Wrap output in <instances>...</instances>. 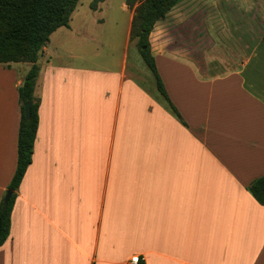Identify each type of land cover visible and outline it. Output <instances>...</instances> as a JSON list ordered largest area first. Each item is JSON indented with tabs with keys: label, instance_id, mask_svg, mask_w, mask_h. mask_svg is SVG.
I'll return each mask as SVG.
<instances>
[{
	"label": "crops",
	"instance_id": "1",
	"mask_svg": "<svg viewBox=\"0 0 264 264\" xmlns=\"http://www.w3.org/2000/svg\"><path fill=\"white\" fill-rule=\"evenodd\" d=\"M129 12L120 52H92L84 22L44 47L32 163L0 264H264V206L248 191L264 177V40L201 54L152 33L166 99L139 50L129 62ZM31 67H0V204Z\"/></svg>",
	"mask_w": 264,
	"mask_h": 264
},
{
	"label": "trees",
	"instance_id": "2",
	"mask_svg": "<svg viewBox=\"0 0 264 264\" xmlns=\"http://www.w3.org/2000/svg\"><path fill=\"white\" fill-rule=\"evenodd\" d=\"M81 0H0V23L5 29L0 31V64L29 63L32 67L19 89L21 104V123L18 138V161L14 177L0 204V247L8 240L11 216L17 191L32 163L34 145L39 127V100L36 86L40 68L38 61L51 36L61 28H70L73 14ZM181 0H126L128 8L133 9L131 40L137 42L139 53L154 74L160 93L167 99L163 82L158 74L152 54L150 36L156 23ZM106 2L94 0L93 5ZM94 6V7H95ZM264 40V35H263ZM31 103V118L25 115V104ZM248 191L255 200L264 206V177L255 180ZM8 192L11 197L6 202Z\"/></svg>",
	"mask_w": 264,
	"mask_h": 264
},
{
	"label": "rangeland",
	"instance_id": "3",
	"mask_svg": "<svg viewBox=\"0 0 264 264\" xmlns=\"http://www.w3.org/2000/svg\"><path fill=\"white\" fill-rule=\"evenodd\" d=\"M93 2L94 0L80 1L73 14V30L83 22L88 23L93 39L90 48L92 52H99L100 55H107L112 50L120 52L127 37L131 18L129 10L134 17L135 9L141 2H137L133 9L128 8L126 0H106L96 6ZM3 29L5 25L1 22L0 31ZM152 33L154 42L160 44L165 37L170 40L172 36L174 40L189 39L190 45L196 42L201 54L212 50L213 54L228 55L229 49L232 50L234 46L239 49L243 44L253 48L263 47L259 45H263L264 0H181L170 9L164 19L156 23ZM134 45L133 43L130 50L131 64L139 57L138 46ZM82 47L83 45L76 44L68 48L79 51ZM139 59L148 69L143 59ZM15 66L16 64H0L4 70ZM19 67H26V64H20Z\"/></svg>",
	"mask_w": 264,
	"mask_h": 264
},
{
	"label": "water",
	"instance_id": "4",
	"mask_svg": "<svg viewBox=\"0 0 264 264\" xmlns=\"http://www.w3.org/2000/svg\"><path fill=\"white\" fill-rule=\"evenodd\" d=\"M31 107H32L31 103L25 104V115L28 120L31 118ZM10 197H11V192H8L7 197H6V202L10 200Z\"/></svg>",
	"mask_w": 264,
	"mask_h": 264
},
{
	"label": "built area",
	"instance_id": "5",
	"mask_svg": "<svg viewBox=\"0 0 264 264\" xmlns=\"http://www.w3.org/2000/svg\"><path fill=\"white\" fill-rule=\"evenodd\" d=\"M129 264H145L140 255H135L131 258Z\"/></svg>",
	"mask_w": 264,
	"mask_h": 264
}]
</instances>
